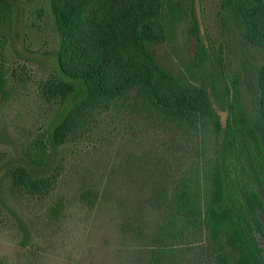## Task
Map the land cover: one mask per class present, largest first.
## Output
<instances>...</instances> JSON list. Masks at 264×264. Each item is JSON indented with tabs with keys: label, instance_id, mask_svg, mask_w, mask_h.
Here are the masks:
<instances>
[{
	"label": "rangeland",
	"instance_id": "rangeland-1",
	"mask_svg": "<svg viewBox=\"0 0 264 264\" xmlns=\"http://www.w3.org/2000/svg\"><path fill=\"white\" fill-rule=\"evenodd\" d=\"M11 1L13 27L0 46L6 79L0 89V264H144L157 245L155 199L186 172H202L213 155L211 138L201 145L199 133L188 135L162 119L132 90L51 147L44 134L56 105L39 90L59 46L51 0ZM221 1L180 0L181 14L152 51L180 85L207 95L224 126L227 78L244 73L241 58L258 65L261 53L223 20ZM159 15L162 21L165 9ZM202 46L204 65L193 68ZM241 90L246 105L245 81ZM40 135L48 145L46 161L32 165ZM19 163L34 174L54 175V183L43 194L11 188L8 169ZM202 244L201 233L184 235L172 261L162 264H193ZM260 245L264 254L263 239Z\"/></svg>",
	"mask_w": 264,
	"mask_h": 264
},
{
	"label": "trees",
	"instance_id": "trees-1",
	"mask_svg": "<svg viewBox=\"0 0 264 264\" xmlns=\"http://www.w3.org/2000/svg\"><path fill=\"white\" fill-rule=\"evenodd\" d=\"M161 8L166 11L162 21ZM51 10L59 46L52 71L39 85L44 101L56 105L44 134L51 147L132 90L162 119L188 135L199 133L201 145L211 138L213 155L204 160L202 172H186L155 199L157 245L144 264L172 261L181 238L196 232L203 244L193 264H264V0L221 1L223 20L261 53L258 65L241 58L244 73L227 78L231 93L224 126L207 95L180 85L152 51L181 14L180 0H51ZM12 27L13 3L0 0V46ZM206 57L202 46L193 68H202ZM5 81L0 62L1 90ZM34 142L35 157L28 160L39 165L46 161L48 145L42 135ZM8 176L11 188L31 194L47 192L55 181L54 175L34 174L20 163L8 169Z\"/></svg>",
	"mask_w": 264,
	"mask_h": 264
}]
</instances>
